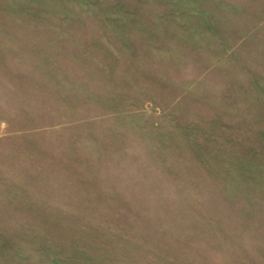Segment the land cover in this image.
<instances>
[{
    "label": "rangeland",
    "instance_id": "obj_1",
    "mask_svg": "<svg viewBox=\"0 0 264 264\" xmlns=\"http://www.w3.org/2000/svg\"><path fill=\"white\" fill-rule=\"evenodd\" d=\"M0 264H264V0H0Z\"/></svg>",
    "mask_w": 264,
    "mask_h": 264
}]
</instances>
